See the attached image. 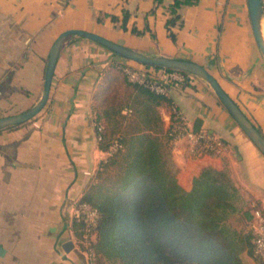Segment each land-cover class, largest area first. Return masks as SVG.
<instances>
[{
    "label": "crops",
    "instance_id": "obj_1",
    "mask_svg": "<svg viewBox=\"0 0 264 264\" xmlns=\"http://www.w3.org/2000/svg\"><path fill=\"white\" fill-rule=\"evenodd\" d=\"M172 1L0 0V115L39 99L53 40L67 28H79L146 53L202 64L264 135V59L254 41L247 0L181 4V22L171 26L174 39L165 24ZM123 11L128 13L125 27ZM114 62L132 65L94 40L68 36L44 108L31 122L0 130V245L5 248L0 264L30 259L84 264L73 247L65 251L62 244L73 239V210L107 156L99 147L91 103L95 84ZM166 97L153 104L163 125L174 105L192 129L214 132L225 143L221 152L201 154H191L182 140L172 144L176 177L191 187L202 168L226 165L250 204L264 211V155L210 84L188 73L184 82L169 87ZM26 98L32 101L19 106ZM28 243L35 245L25 257L21 249ZM13 254L19 260L13 261Z\"/></svg>",
    "mask_w": 264,
    "mask_h": 264
},
{
    "label": "trees",
    "instance_id": "obj_2",
    "mask_svg": "<svg viewBox=\"0 0 264 264\" xmlns=\"http://www.w3.org/2000/svg\"><path fill=\"white\" fill-rule=\"evenodd\" d=\"M195 2L173 0L169 4L170 16L165 24L172 39L175 34L171 26L180 19L178 7ZM127 17L123 11L121 26L125 27ZM132 31L139 33L136 28ZM135 84L145 97L137 101L136 110L146 122L144 128L111 138L106 136L101 115L93 116L100 135L99 147L108 152L113 142L118 143L97 167L99 172L117 164L114 179L108 183L92 181L76 203L87 202L97 211L96 223L88 230L89 234L96 232L91 246L97 258L104 257L111 264H248L250 260L264 264L254 252L252 232L247 227L258 206L250 204L249 196L233 181L226 165L221 169L202 168L193 177L191 187L183 188L176 178L169 128L165 139L152 132L161 129L153 104L167 97ZM104 115L108 121L114 118L110 110H105ZM113 121V129L118 131L119 121ZM98 125H102L99 131ZM233 216L240 217L239 224L232 223ZM73 222L86 232L84 216Z\"/></svg>",
    "mask_w": 264,
    "mask_h": 264
},
{
    "label": "water",
    "instance_id": "obj_3",
    "mask_svg": "<svg viewBox=\"0 0 264 264\" xmlns=\"http://www.w3.org/2000/svg\"><path fill=\"white\" fill-rule=\"evenodd\" d=\"M247 5L254 41L264 59V37L261 30V20L264 19V11L261 0H247ZM70 35H80L94 40L109 48L115 54L123 56L127 59H131L143 64L183 70L205 79L210 84L218 99L233 117L235 122L240 126L244 133L264 155L263 134L259 131L257 126L246 116L239 105L221 87L217 79L207 70V68H205V66L187 58L175 57L166 54L146 53L116 42L101 34L79 28H67L61 31L55 37L48 51L43 79V87L39 99L34 104L20 112L0 116V128H4L12 124L23 123L34 117L44 107L49 97L54 68L59 56L62 43ZM62 247L65 251H69L73 247V241L66 240L62 244ZM4 252L5 248L0 245V255H3Z\"/></svg>",
    "mask_w": 264,
    "mask_h": 264
},
{
    "label": "rangeland",
    "instance_id": "obj_4",
    "mask_svg": "<svg viewBox=\"0 0 264 264\" xmlns=\"http://www.w3.org/2000/svg\"><path fill=\"white\" fill-rule=\"evenodd\" d=\"M130 60V63L132 64L131 66H133V63H135L134 60ZM126 64L121 63V62H114L113 65L111 66V68H109L107 70V72L105 74H102L101 78L97 81V83L94 86V90H93V94H92V115L95 116V114H100V122L103 124L104 126V131L106 132V136L113 138L114 135H117L119 133H123L125 131H132L135 130L138 127H142L144 128L146 126V122H144L141 118L140 115L137 114V101L139 100H143L144 95L143 93L138 89V86L131 82L126 73L123 70V66H125ZM32 101V99H23L19 106L23 105V103H30ZM44 108V107H43ZM42 108V109H43ZM21 109H25L23 108H17L15 109L14 113L20 112L22 111ZM41 109V110H42ZM41 110L34 116L36 117ZM105 110H110L111 113H113V117L111 120H106L104 112ZM170 110H168V122H167V117H164V120H166V123H164L167 127L165 128V125H163V121L160 125L161 129H154L155 131L152 132H158L159 135H161L162 138H166V134L165 131L168 128V125L170 123L169 120V114H170ZM163 114V113H162ZM4 115V114H3ZM2 116V115H0ZM92 116V117H93ZM32 117L31 119L25 121V122H31L32 119L34 118ZM113 120H118L119 121V130H115L113 129L114 127V121ZM114 131V133H113ZM184 143V142H183ZM173 144V143H171ZM185 147V143L183 144ZM172 149V147H171ZM221 152V151H220ZM208 153V152H205ZM108 155V153H107ZM106 158V157H105ZM118 172V165L117 164H110L107 167H104L102 169H100V171L98 172L97 169L94 172L93 177L91 178V182H99V181H103V182H110L112 179H114V177L116 176ZM178 180V183L186 188L189 189V184H186L185 182V178H181L179 175L178 177H176ZM183 187V188H184ZM74 212L76 213V210L74 208L73 210V214ZM74 218H79V217H74L72 216L71 218V228L73 230V242H74V246L73 249L77 252V254L79 255V257H82V261L84 264H91L90 260H89V255L88 252L86 251V247H87V242L85 241L86 236L87 239L89 240H96V232H92L91 234H87L86 232L84 233L82 231V229L80 228L79 225H77V223L73 222ZM231 221L233 224L237 225L239 224L240 221V217L237 216H233L231 218ZM77 222V221H76ZM34 230H29L28 234L29 236H31L32 234H34L33 232ZM14 244H12L13 246ZM27 247L26 248H22L21 250L25 253V257L26 256H30L31 254L28 253L30 252L29 249H31L33 247V243H28L25 244ZM16 248V247H15ZM72 249V248H71ZM20 250V248H19ZM13 261H17L19 260L16 257V254H13ZM97 256V255H96ZM23 264H39V260H35L33 262L32 259L27 260V262H25V260L23 261ZM96 264H111V262L104 258L101 257L97 258L96 260ZM248 264H255L254 261L250 260L248 262ZM258 264V263H257Z\"/></svg>",
    "mask_w": 264,
    "mask_h": 264
},
{
    "label": "built area",
    "instance_id": "obj_5",
    "mask_svg": "<svg viewBox=\"0 0 264 264\" xmlns=\"http://www.w3.org/2000/svg\"><path fill=\"white\" fill-rule=\"evenodd\" d=\"M261 4L264 11V0H261ZM123 70L126 73L128 79L131 82L141 84L156 94L168 96L169 87L172 84L184 82L187 74L179 69L168 70L165 67H155L153 65H143V67L137 68L130 65L123 66ZM168 125L170 142L175 143L182 140L185 143L187 150L191 154L201 153H218L224 147L225 143L223 139L216 133L206 130H194L190 127L189 123L183 119L176 106L172 105L170 108ZM102 129V125L97 126V131ZM97 137L100 135L97 133ZM118 146L115 141L110 145L108 154L113 152ZM76 213L74 217L84 216L87 224L86 233H88L89 226L96 223L97 211L87 202H81L75 206ZM255 220L249 225V229L252 232L251 241L254 247V252L264 262V216L261 211L256 208L253 211ZM87 247L86 251L89 255L91 264H96L97 256L91 246V240L86 239ZM262 264V263H258Z\"/></svg>",
    "mask_w": 264,
    "mask_h": 264
},
{
    "label": "bare ground",
    "instance_id": "obj_6",
    "mask_svg": "<svg viewBox=\"0 0 264 264\" xmlns=\"http://www.w3.org/2000/svg\"><path fill=\"white\" fill-rule=\"evenodd\" d=\"M261 30L264 37V19L261 20Z\"/></svg>",
    "mask_w": 264,
    "mask_h": 264
}]
</instances>
